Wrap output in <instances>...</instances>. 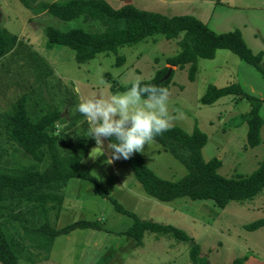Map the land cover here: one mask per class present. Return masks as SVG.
Instances as JSON below:
<instances>
[{"label":"rangeland","instance_id":"374dc122","mask_svg":"<svg viewBox=\"0 0 264 264\" xmlns=\"http://www.w3.org/2000/svg\"><path fill=\"white\" fill-rule=\"evenodd\" d=\"M42 1L55 0H36ZM106 1L114 8L129 2L169 16L191 14L217 32L238 28L249 47L255 52H264V0ZM48 25L62 30L101 28L99 23L84 21L82 17L63 20L49 12L36 15L20 0H0V27L15 34L20 41L17 45L20 46L19 55L9 60L3 58L0 62V169H19L35 161L10 142L6 123L2 120L18 97L24 95L32 119L40 118L51 107L61 111L63 122L55 131L67 133H64L65 142L61 146L67 152L76 149L83 153L81 164L101 180L108 195L141 219L185 229L200 245L201 256L209 264H233L236 258L242 259L240 264H264V226L252 231L245 227L264 217V190L251 200L230 201L223 208L211 199L183 197L162 202L150 197L127 160L121 158L108 163L113 150L106 136H99L100 149H93L97 145L89 132L94 125L76 110L82 100L107 99L127 90L113 92V84L124 86L137 78L139 81L152 78L157 69L166 65L168 57L180 51L182 36L167 39L156 34L135 44L120 46L116 52L98 53L87 62L79 63L71 47L49 44L45 32ZM118 56L125 58L123 63H117ZM189 67L190 64L184 68L172 66L175 72L166 100L171 117L169 126L179 125L192 132L197 125L206 132L208 141L202 154L205 160L218 157L222 161L218 169L220 174L231 177L251 173L264 160V124L261 143L247 146L248 125L242 114L250 108L248 100L229 95L211 105H203L199 99L209 84L222 87L234 82L240 83L246 92L264 98L262 74L226 48L219 49L213 58L199 57L194 80L189 78ZM100 80L104 83H99ZM146 99L141 98V102ZM260 115L264 120V102ZM118 118V115L113 117ZM99 122L97 118L96 123ZM128 126L126 123L125 129ZM144 149L145 161L159 176L177 180L186 174L182 162L158 141L153 139ZM100 151L95 159L91 157ZM46 164L45 158L39 168L44 169ZM60 191L64 201L58 216L55 209L49 210L48 220L53 226L58 228L75 220L88 219L98 221L101 228H77L56 236L46 259L43 249L33 246L29 238L22 239L26 231L18 222L14 225L20 234L15 235L11 234L15 232L13 227L2 225L1 231L20 254V264H30L28 249L37 264H194L190 257L193 242L148 232L142 243H137L126 234L134 222L133 217L118 212L111 199L101 196L89 181L72 177ZM26 208L24 203L17 205L10 198L0 200V214L3 212L0 222L5 223L6 217L23 212L20 222L40 223Z\"/></svg>","mask_w":264,"mask_h":264},{"label":"trees","instance_id":"16d2710c","mask_svg":"<svg viewBox=\"0 0 264 264\" xmlns=\"http://www.w3.org/2000/svg\"><path fill=\"white\" fill-rule=\"evenodd\" d=\"M34 14L49 12L63 20L82 17L84 21H94L100 24L97 30L82 27L62 30L53 25L45 28L50 45L63 44L75 51L79 63L87 62L98 53L116 52L118 47L132 45L147 37L162 34L167 39L181 37L180 51L166 59V65L156 70L155 75L147 80L139 81V86L162 87L168 90L175 70L169 76L168 65L184 68L189 67V78L194 80L198 72V58H213L219 49H229L241 59L253 65L264 78V52H255L248 46L240 29L217 32L205 22L191 14L166 15L160 12L138 8L133 3H127L114 8L106 0H55L42 1L20 0ZM20 43L17 36L0 27V59L11 53V58L19 55ZM123 56H118L117 63L124 62ZM133 83V82H132ZM115 86L112 91L126 90L131 84ZM158 94V93H157ZM148 93H141V98H148ZM245 98L250 104L248 112L242 114L248 125L247 146L255 147L261 143V130L264 120L260 109L264 98L246 92L238 82L218 87L209 84L199 101L203 105H211L224 96ZM6 123L7 136L10 142L21 147L35 160L21 168L0 169V200L10 198L17 205L24 203L28 213H34L40 223L30 222L28 225L20 222L24 213H14L0 222V262L2 264H20V254L16 251L10 239L6 237L2 225L11 226L18 222L26 231L22 239L29 238L32 245L49 252L56 236L68 234L77 228H101L98 221L79 219L62 227L53 226L49 220V210L58 212L64 201L60 190L72 177L89 181L103 197H109L118 212L133 217L134 222L126 231L137 243H142L145 233L151 232L158 236H169L178 241L193 242L190 257L194 264H209L201 256L200 245L183 228L176 225L141 219L135 212L127 209L117 199L106 192L101 180L90 172L88 167L81 164L82 154L76 149L64 150L61 143L65 131L56 133L58 124L63 122L61 111L57 108L50 110L37 119L29 115L26 97L19 96L12 104L11 110L3 116ZM67 134V133H66ZM62 135V139H61ZM108 141L116 143L115 134L107 136ZM166 151L179 159L187 172L177 180L159 176L145 161L142 153H133L127 161L137 180L142 184L150 197L162 202H170L178 198L211 199L219 207H225L230 201L251 200L264 190V160L251 173L227 177L218 172L222 161L218 157L205 160L202 148L208 141V135L195 126L188 132L182 126H169L166 131L155 136ZM81 151V150H80ZM81 152H84L82 150ZM46 158V166L39 165ZM48 159V160H47ZM6 169V170H5ZM14 209L12 208V211ZM3 212H1L2 214ZM11 213V212H9ZM0 214V216H1ZM264 226V217L256 219L245 227L256 230ZM20 234L18 229L11 233ZM21 247L23 246L20 243ZM27 258L30 264H37L31 256L30 249ZM242 259L236 258L233 264H240Z\"/></svg>","mask_w":264,"mask_h":264},{"label":"clouds","instance_id":"9594fccd","mask_svg":"<svg viewBox=\"0 0 264 264\" xmlns=\"http://www.w3.org/2000/svg\"><path fill=\"white\" fill-rule=\"evenodd\" d=\"M103 84L104 81L100 80ZM137 78L124 92L111 95L109 98L82 100L76 110L94 126L90 129L92 137L99 148V136L115 134L116 143L111 145L112 153L108 163L123 158L127 160L132 154L144 153V145L151 143L169 127V116L166 109L168 93L162 87L139 86ZM147 92L148 99L141 102V93ZM158 93V94H157ZM118 115V119H113ZM100 122L97 124L96 120ZM129 123L125 129L124 125ZM100 149V148H99ZM95 156H91L93 159Z\"/></svg>","mask_w":264,"mask_h":264},{"label":"water","instance_id":"95a60500","mask_svg":"<svg viewBox=\"0 0 264 264\" xmlns=\"http://www.w3.org/2000/svg\"><path fill=\"white\" fill-rule=\"evenodd\" d=\"M127 1H129V0H127ZM127 3H129V2H126V4H127ZM171 71H172V66H169V70H168V73H167L166 76H169V74L171 73Z\"/></svg>","mask_w":264,"mask_h":264},{"label":"crops","instance_id":"0c3cea01","mask_svg":"<svg viewBox=\"0 0 264 264\" xmlns=\"http://www.w3.org/2000/svg\"><path fill=\"white\" fill-rule=\"evenodd\" d=\"M43 13V12H42ZM34 14V13H33ZM37 15V14H36ZM18 40H19V38H18ZM10 54V53H9ZM9 54H8V56H5V57H2L1 59H0V62H1V60L3 59V58H7L8 60L9 59H12L11 57H9ZM15 84V83H14Z\"/></svg>","mask_w":264,"mask_h":264}]
</instances>
